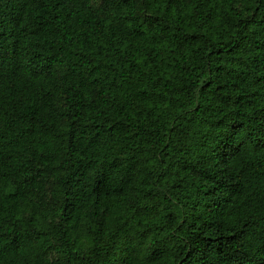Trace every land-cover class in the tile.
Segmentation results:
<instances>
[{"label":"trees","instance_id":"1","mask_svg":"<svg viewBox=\"0 0 264 264\" xmlns=\"http://www.w3.org/2000/svg\"><path fill=\"white\" fill-rule=\"evenodd\" d=\"M0 264H264V0H0Z\"/></svg>","mask_w":264,"mask_h":264}]
</instances>
